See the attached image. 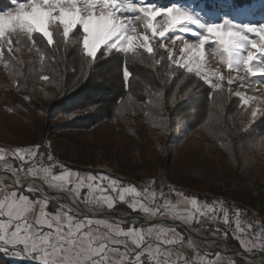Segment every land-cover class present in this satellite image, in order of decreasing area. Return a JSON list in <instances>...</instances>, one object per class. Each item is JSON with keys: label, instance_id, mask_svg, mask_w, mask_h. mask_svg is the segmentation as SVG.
<instances>
[{"label": "rangeland", "instance_id": "obj_1", "mask_svg": "<svg viewBox=\"0 0 264 264\" xmlns=\"http://www.w3.org/2000/svg\"><path fill=\"white\" fill-rule=\"evenodd\" d=\"M120 3L123 11H120L119 15L115 17L118 23L108 38L112 42L109 43L106 40L102 42L105 47L100 48L99 44L95 45V47L100 48L103 56L117 53L120 56L131 55L137 57L143 54L152 55L153 53L157 55V61H166L169 68L173 66L182 71L177 88L181 87L183 80H186L188 76H192L201 82L203 78V84L214 95V102L206 108L209 111L205 120L201 122V126H198L195 130H189V126L184 124L186 122H182L183 118L189 114L192 115L193 112V115H199L200 112H204L201 100L192 104L187 112L184 110V112L182 110L176 112L174 109V105L181 101L184 95L188 92H196V88L193 90L189 88L188 91H183V94L176 99L169 98L164 106H157L158 102L156 101L158 97L162 96V91L153 88V90L148 92L145 103L146 106L150 103L148 106L152 113L150 115H144L141 119L135 118L132 122L128 120L123 122H103L95 128L85 131H61L56 126L62 121L61 118H54L49 113H43L40 110L36 111V107L29 106L34 102L44 106V109H46L48 105L46 99L37 98L36 102L33 99H29V97L25 96V90L20 82L18 85L16 84L17 79L11 82L7 78L6 71L2 70L6 63L3 64L2 62L3 54L1 53V48L4 46L3 49L5 51L8 50L14 54H19L24 61L30 62L31 70L32 65H35V63L44 64L42 62L44 57L43 50L45 47L51 46L55 41H60L61 44L66 45L67 50L79 46L84 54L81 46L85 38L82 29H68L65 36V29L60 24L55 23L51 27L52 40L54 42L50 44L39 34L30 35L32 30L29 26L17 24L14 30H10V27L6 26L3 20L0 19V150H3L5 154V160L0 161V170L6 171V167L11 166L12 168L9 167L7 171H17L15 169L21 167L20 164L15 162L16 158L13 156L14 151L21 147H15L14 151H10L11 149L7 148L8 145L22 146L25 147L24 149L39 145V152L43 154V160L40 161L38 156L37 161L42 162L45 166L49 163L64 165L66 169L79 173L80 177L85 179L86 184L91 183L86 180V177L93 172L95 173L92 175L96 177L104 176L108 178L103 183V188L109 189L107 193L95 192L88 194L89 190L85 186L80 190V195L76 194L79 200L87 207L92 209H113L118 203L123 202L124 199L121 200L120 198L121 193L130 188H135L138 195L125 194L124 198L131 195L127 204L130 212L140 211L143 213L145 208H150L151 205L161 201L169 204L174 202L176 196L169 191L172 188L170 184L177 183L174 182L173 177L176 176V172H178L180 167L191 164L195 154L204 152L201 156V163L205 170L219 175L230 174L234 162H231L228 150L223 151L222 146L212 138L215 134L212 128L214 125L221 124L223 120V116L219 113V109H222V106H218L221 102L219 97H216L217 95L220 93L227 94L235 101L230 103L229 107L234 106L236 109L240 108L243 110V115H241L243 129L252 127L254 131H259L262 127L264 116H258L253 120L252 112L258 109L261 113H264V83L259 76L251 77L249 72L255 70L257 65L264 66V64H261L260 60H256V63L249 69L246 67L245 61L248 60L249 56L255 58V51H264V48L259 47L264 46V37L256 35L255 32L246 31V26L251 25L248 19L264 22V12L255 10L251 12L250 17H247L243 11L235 15L227 14L220 17V21L215 22L214 18L202 6L192 8L170 5L167 8H163L155 6L153 3H147L145 0H120ZM168 9L175 10L172 17L168 16L166 11ZM225 9L227 10L226 7ZM160 12H164V15L157 16L156 14ZM182 15L190 18L180 22H173L175 18ZM225 17H227L229 24L223 26L222 30L225 33L223 39L229 42L228 46L230 48L240 53V60L234 65L233 71L227 70L226 62L228 57L223 53L220 45L213 42L214 37H208L206 47L202 50L204 55L199 64L190 63L187 56L183 60L180 59L183 55L181 47L185 43L195 51L196 48L200 47V41L208 35L206 28H202L200 25H224ZM149 23L153 24L154 30L145 27ZM170 24V33L163 37L156 34L163 33ZM230 30L238 34L228 37L226 33ZM258 31L259 29L257 28L256 32ZM133 36L136 37L135 40L130 39ZM143 37H147V39H143ZM25 43L26 45H24ZM129 43L132 44V52L124 51ZM117 45L119 47H116ZM149 45L153 49L151 54L145 51V48ZM253 45L258 46L255 51L253 50ZM114 48L115 50H113ZM62 56L63 58L68 57L72 65L75 64V66L81 67V63H79V59L75 55L63 53ZM85 57L89 61H98L100 59H97L98 55L91 59L88 56ZM50 68L54 69V66L50 64L48 69ZM230 79L234 80V83L229 84L228 81ZM237 95L240 96V99H238ZM36 97L37 95H35ZM245 102L247 103L245 104ZM124 103L121 111L126 112L134 106L133 96L129 95ZM157 107L164 112L163 117H154V111ZM217 107L218 110L215 111L214 109ZM188 130L189 132H186ZM183 132L186 133L184 136L181 135ZM16 137L22 138V140L26 138L27 140L24 139V142L15 143L13 138ZM178 137L183 138L177 140ZM161 140H167L173 145L171 146V151L174 154L171 163H168L167 170L166 159L159 157L157 148ZM246 141V144L244 142L240 144V166L241 168H247L255 176L258 186L264 185V141L260 140L259 142L256 141V143L251 142V140ZM208 147L212 149L208 150ZM48 155L53 157L51 162L47 159ZM128 156H132L134 161L132 160L131 163H128ZM138 156L145 157V161L151 165V175L161 176L159 185L154 186V190L151 187L153 184L149 183H145L148 184L147 186L130 184L123 189H119L120 182L109 173L120 175L122 173L123 175L124 172L121 169L125 168V166H139L141 159L138 160ZM97 166L102 170L95 169ZM23 167L24 170L18 172L33 178L27 171L29 166L24 165ZM60 172L61 169L59 167L53 169L54 174L58 175ZM34 179L42 180L39 178ZM111 180L117 182L116 188L119 191L111 190ZM44 182L48 183L47 181ZM94 187H101L99 180H97ZM228 189L235 191L236 187L229 186ZM13 192L30 197L33 202L39 201V204L43 206L44 201H48V210L50 207L49 211H53L56 214L51 217L55 221L54 231L67 228L68 231L64 232V237H76V234L79 233V237L76 238L79 244H83L86 247L81 248V251L85 253L84 256H73L68 249H65L63 259H60L59 248H56L53 254L37 248L33 255L31 254L33 250L29 246L24 259L8 255L12 261L20 259L25 261L26 264H30L28 260L31 258L33 263L35 259H39L41 264H69V261H71V264H84V261H87L88 264H96L91 256L88 255V250L96 254L107 247L105 255L109 257V264H120L119 261H113L109 256L111 250H118L125 257L128 254L130 255L129 257H135L138 251L134 245L143 242L148 247L141 248L139 252L148 251L155 259L159 257L158 261H156L157 264H258L257 261L235 256L241 259V261H237L233 255L218 252L212 257H205L202 252L196 250L192 236L188 234V241L191 242V247L189 248L187 242L183 241V231L180 232L175 226L157 227L151 225L144 227L141 225L134 226L132 223L122 224L110 219L83 217L49 200L36 190L28 191V189L19 187H7L5 189L0 185V203L12 199L9 194ZM192 196L197 197L195 194H191ZM101 197L103 198L101 199ZM192 201L191 218L198 222V232L216 236L219 239L221 231H223L226 234L225 241H227V234L231 235L230 238L239 243L242 251L258 253L264 250V225L261 224L262 221L252 223L249 219L242 221L237 217L234 219L230 218V212L236 213V216L239 212L233 205H228L219 210H202L196 209ZM105 202H111L112 206H107ZM31 205L29 204V208L32 207ZM227 208L228 212H225ZM203 217H212L213 221H218V223L210 221L202 224L201 219ZM8 235L9 240H11V234ZM148 239H151L150 243ZM152 239L155 240V243L152 242ZM12 243L21 245L17 250L25 252L22 240L12 241ZM196 243L205 244L201 240H196ZM4 244L7 245L8 241H4ZM158 244L170 246L166 247L167 249H162ZM190 255H192L191 260L179 261V257L188 258ZM144 259L147 261L149 257H144ZM161 259L164 261H161Z\"/></svg>", "mask_w": 264, "mask_h": 264}, {"label": "trees", "instance_id": "obj_2", "mask_svg": "<svg viewBox=\"0 0 264 264\" xmlns=\"http://www.w3.org/2000/svg\"><path fill=\"white\" fill-rule=\"evenodd\" d=\"M145 1L163 8H167L170 5L192 8L202 6L214 18L215 22L220 21L219 18L227 14L235 15L243 11L247 17H250L251 12L255 10L264 12V0ZM9 6V0H0V9ZM248 20L251 25H264L263 21ZM3 48L4 46L1 48V53L3 54L2 62L3 64L6 63V66L2 70L6 71L7 78L11 82L17 79L16 84L18 85L20 82L25 90V96L29 97V99H33L35 102L37 98L46 99L48 101L46 109H44V106L34 102L29 106L36 107V111L40 110V112L49 113L54 118H61L62 121L56 126L64 132L90 130L103 122H123L126 120L132 122L135 118L141 119L144 115H150L152 114L148 108L150 103L147 106L145 103L148 92L153 90V88L162 91V96L156 100L158 102L157 106H164L169 98L176 99L183 94V91H188L189 88H192V90L196 88V92H188L181 101H176L177 103L175 102L176 104L174 105L176 112L180 110L187 112L196 101L201 100L203 103L202 110L204 112H200L199 115H193V112L192 115L189 114L183 118L182 122H186L184 124L189 126V130H195L198 126H201V122L205 120L209 111L206 108L214 102L213 93L209 92L203 82L192 76H188L186 80H183L181 87L186 85L185 87L177 88L182 71L173 66L169 68L166 61H157V55L153 53L152 55L143 54L137 57L131 55L120 56L117 53L103 56L101 51L97 57V59L100 58L98 61H89L79 46L67 50L66 45L61 44L60 41H55L51 46H47L43 50L45 58L43 57L42 62L44 64L35 63L30 70V62L27 63L19 54H14L8 50L5 51ZM63 53L75 55L79 59L81 67L75 66V64L72 65L68 57L63 58ZM50 64L54 66L55 70L48 69ZM125 70L129 73L127 78L124 76ZM260 79L264 83V78L260 77ZM35 95H37L36 98ZM129 95L134 98V106H130L129 110L123 112L121 107L124 106V101L126 102V98ZM216 97H219L221 102L218 106H222V109H219V113L223 116V120L221 124L214 125L212 128V131L217 135L214 134L212 138L222 146L223 151L228 150L230 160L234 162L230 174L219 175L205 170L201 163V156L204 152H200L202 154L193 155L194 158L190 165L186 164L184 167H178L179 170L176 172V176L173 177L174 182L177 183L170 184V186L185 188L197 193L222 195L231 201L244 204L264 216V185L258 186L255 176L247 168H241V160L239 158L240 144L242 142L246 144V140H251L253 143L260 140L264 141V121H262V127L259 131H254L252 127L243 129V123L241 122L243 110L240 108L236 109L234 106L229 107V104L235 101L225 93H220ZM214 110H218V107ZM163 114L164 112L158 107L154 111V117H163ZM189 130L186 132H189ZM185 134L184 132L181 133L182 136ZM182 138L178 137L177 140ZM23 140L22 138H13L15 143ZM171 146L173 145L167 140H161L157 145L159 157L166 159V170L174 154L171 151ZM15 147L25 148L22 146H7V148L11 149L10 151H14ZM211 149L208 147V150ZM140 159L141 162L139 163L141 164L139 166H125V168H122L123 176L143 183L153 184L154 186L159 185L161 176L151 175V165L145 161V157L138 156V160ZM132 160L134 161L131 156L127 159V162L131 163ZM15 162L21 165L18 159H15ZM229 186H235L236 190L230 191L228 189ZM197 198L199 199L200 197ZM110 210L127 212L124 204H118ZM261 224L264 225V221ZM230 236L227 234V247L242 251L238 242L232 240ZM257 254L264 257V250ZM234 258L237 261H241L235 256ZM10 259L9 256L0 252V264H26L25 261L20 259H15L14 261Z\"/></svg>", "mask_w": 264, "mask_h": 264}, {"label": "snow or ice", "instance_id": "obj_3", "mask_svg": "<svg viewBox=\"0 0 264 264\" xmlns=\"http://www.w3.org/2000/svg\"><path fill=\"white\" fill-rule=\"evenodd\" d=\"M9 7L0 9V19L3 20L6 26L10 27V30H14L17 24L27 25L31 28L30 35L39 34L45 38L50 44L52 40L51 27L53 24L58 23L65 29V36L67 30L82 29L84 39L82 41V48L84 55L90 59L94 58L100 53V48L105 47L103 41H108L111 36L113 28L118 23L115 19L123 11L120 0H9ZM169 17L173 16L174 9L166 10ZM164 15V12L156 14ZM188 16H179L175 18L173 22H180L187 20ZM229 21L227 17L224 19V25H200L202 28H206L207 36L200 41V47L193 51V48L185 43L181 47V53L183 54L180 59L183 60L185 56L192 64H199L203 57V49L206 47L208 37H214V43H218L223 49V53L228 57L227 70L233 71L234 65L240 60V53L234 51L228 46L229 42L224 40L225 33L223 32V26L228 25ZM149 29H153V24L149 23L145 25ZM259 29L256 32V29ZM135 31V29H133ZM171 31V24L165 28L163 33H156L158 36L163 37ZM246 31L255 32L256 35L264 37V25H248ZM238 33L235 31H228L226 35L228 37L236 36ZM115 39V37H113ZM135 40L136 37L130 38ZM147 39V37H143ZM99 44L100 48H96L95 45ZM116 47H119L118 45ZM257 45H253V50L257 48ZM264 48V46H259ZM115 50V48L113 49ZM126 52H132V44L129 43L124 49ZM145 51L151 53L153 49L149 45L145 48ZM256 60H260L261 64H264V51H255V58L248 57L245 61L246 67L252 68V65L256 63ZM190 70V69H189ZM129 73L124 71V76L127 78ZM251 77L259 76L264 78V66L257 65L255 70L249 72ZM221 78H223L221 76ZM203 82V78H202ZM229 84L234 83V80H229ZM211 89V88H210ZM238 99L240 96L237 95ZM247 102H245L246 104ZM244 105V104H242ZM258 116H264L260 110L256 109L252 112V118L255 120ZM14 158L21 162V167L15 169L17 171H23L24 165H28V173L33 178H39L47 181V187L58 189L60 191H70L77 195L81 194V189L85 186L88 188V194L107 193L108 188H103V183L107 180V177H96L92 174L87 175L86 180L91 183L86 184L85 179L80 177L79 173L66 169L64 165H58L56 163H49L45 166L42 162L37 161V157H40V161L43 160V154L39 152V145L33 148L21 149L18 148L13 153ZM48 161L51 162L53 157L48 155ZM5 160V154L3 150H0V161ZM11 166L6 167L7 169ZM59 167L61 169L60 174H54L53 169ZM12 168V167H11ZM75 178V179H73ZM97 180H99L101 187H94ZM117 182L115 180L110 181L112 191H119L116 188ZM32 191V189H28ZM125 194H136L135 188H130L124 193L120 194L121 200L124 199ZM12 199L7 200L4 203H0V252L5 255H11L14 258L24 259L27 253V249L30 246L33 250L31 254L37 248L44 249L45 252L53 254L56 248H59L61 257L65 254V249H68L69 253L73 256H84L85 253L81 251V248L86 247L83 244H79L76 237H79V233L76 237L68 236L64 237V232H67V228H62L59 231H54L55 221L51 218L56 214L53 211L48 210V201H44V206L39 207V201L33 202L30 197L22 196L20 193H10ZM103 197H101L102 199ZM99 202V201H98ZM196 204L195 199L192 201ZM29 204L32 207L29 208ZM107 206H112L111 202H105ZM29 217H32L29 220ZM11 234V240L9 235ZM146 239V238H145ZM25 248V252L17 250L21 245L12 243V241H21ZM4 241H8L5 245ZM79 245V246H78ZM138 254L135 257H127V261L121 260L120 264H157L155 257L151 256L148 251L139 252L141 248H147L146 243L135 244ZM107 247L103 251H99L93 254L91 250H88V255L96 264H109V257L105 255ZM144 257H149L145 261ZM34 264H41L39 259L34 260ZM71 264V261H69ZM84 264H88L84 261Z\"/></svg>", "mask_w": 264, "mask_h": 264}, {"label": "bare ground", "instance_id": "obj_4", "mask_svg": "<svg viewBox=\"0 0 264 264\" xmlns=\"http://www.w3.org/2000/svg\"><path fill=\"white\" fill-rule=\"evenodd\" d=\"M46 182L42 180H37L34 178H30L26 175L19 173L18 171H3L0 170V185L5 189L7 187H19L24 189H32L40 192L44 197L49 200L55 201L59 205L68 208L73 213H76L83 217H89L94 219H116L118 221H130L135 222L136 220L130 215L126 213L122 214H113L104 209L91 210L83 205V203L79 200L77 195L74 192L70 191H60L58 189H54L46 186ZM154 217H145V225L147 223L154 221ZM158 224H163V221L156 219ZM192 233V237L195 239H199L205 242L211 249L221 254H228L229 248L222 244V241L216 237H209L203 232H198L197 230L190 229ZM251 256V255H249ZM258 264H264V259L258 258Z\"/></svg>", "mask_w": 264, "mask_h": 264}, {"label": "crops", "instance_id": "obj_5", "mask_svg": "<svg viewBox=\"0 0 264 264\" xmlns=\"http://www.w3.org/2000/svg\"><path fill=\"white\" fill-rule=\"evenodd\" d=\"M131 195L127 196L124 198L123 202L121 203H118V204H124L126 209H127V212H120V213H126V214H130V215H139V216H144V217H158L160 216L161 214H166L170 219L180 223V224H184L186 226H188L189 228L191 229H194V230H197L199 227H197L198 225V222L195 221V219L193 220L191 218V201L192 199H195L196 201V204H195V208H199V209H207L205 208L202 203L200 202V199H198L197 197L195 196H192L191 197V194H185V193H180L178 194L175 199H174V202H171L170 204L169 203H166V202H163L161 201L160 203H157V204H153L150 206V208H145L144 212H140V211H136V212H130L128 210V207H127V204L130 200V197ZM154 199V198H153ZM117 204V205H118ZM84 206H86L85 204H83ZM32 206V205H31ZM39 207H43L42 204H39L38 205ZM170 206V207H169ZM87 207V206H86ZM89 208V207H87ZM169 211H168V209ZM91 210H97V209H100V208H97V209H92V208H89ZM103 209V208H102ZM223 209V208H222ZM106 210V209H104ZM112 211L110 209H107V211ZM208 210V209H207ZM209 210H212V209H209ZM228 208L225 210V212H228L227 211ZM118 212V211H116ZM212 218V217H211ZM210 217H203L201 219V222L202 224H206L207 222H214V223H218V221H213V218L211 219ZM32 217H29V220H31ZM106 220V219H104ZM110 220H113V221H116V222H119V223H122V224H128V223H132L134 224V226H144V227H147V226H151V225H144V224H137V223H134V222H130V221H125V222H122V221H117V220H114V219H110ZM215 220V219H214ZM188 222V223H187ZM153 226H157V227H161V226H172V225H168V224H155ZM180 232L183 231L179 228H177ZM182 234L184 235L183 236V241L185 240L187 242V244L189 245V248L191 247V242L188 241V233H186L185 231L182 232ZM147 240V239H146ZM149 240V243L151 242V239H148ZM155 240L152 239V242H154ZM239 244V243H238ZM162 249L163 248H168V246L170 245H163V244H158ZM163 246V247H162ZM156 249V247H154ZM166 248V249H167ZM109 256L111 257V259L113 261H120L121 260H125L127 261V257H129L130 255L128 254L127 257H125L120 251L118 250H111ZM192 258V255H190L188 258H181L179 257V261H187V260H191ZM159 257H157L156 261H158ZM163 259H161L162 261ZM164 261V260H163Z\"/></svg>", "mask_w": 264, "mask_h": 264}, {"label": "built area", "instance_id": "obj_6", "mask_svg": "<svg viewBox=\"0 0 264 264\" xmlns=\"http://www.w3.org/2000/svg\"><path fill=\"white\" fill-rule=\"evenodd\" d=\"M95 169L102 170L99 166L95 167ZM109 174L112 175V176H115L118 179V181L121 184L119 189H123L127 185H130V184L142 185V186H147L148 185V184H145L143 182L137 181V180L132 179V178H128V177L120 175V174H114V173H111V172ZM151 187H152V190H154L153 189L154 185H152ZM143 188H145V187H143ZM169 191L173 192L175 196H177L180 193L195 194L197 197H200L202 205L205 208H207V209L219 210V209L225 208L229 204H231V205L235 206L237 208V210L239 211L237 216H236V213L230 212L229 216H230V218H233V219L235 217H237L238 219H240L242 221H245L246 219H249L250 222H252V223H257V222L264 221V217L262 215H260L257 211H255V210H253V209H251V208H249V207H247V206H245V205H243L241 203H237V202L231 201V200L225 198L222 195L211 194V193H199V194H197V193H194L191 190H188V189H185V188H181V187H177V186H173ZM155 218H157V219H163V218L170 219L166 214H161L160 216L155 217ZM189 229H191V228H189ZM207 236L212 237V238L216 237V236H211V235H207ZM225 236H226L225 232L221 231V237L219 239H221L222 244L227 247V241H225ZM196 240H199V239L193 238V244H194L196 250L202 252L203 256L212 257V256L215 255L216 251L211 249L205 242H204L205 243L204 245H200V244L196 243ZM28 261L30 262V264H34L32 262L31 258Z\"/></svg>", "mask_w": 264, "mask_h": 264}, {"label": "water", "instance_id": "obj_7", "mask_svg": "<svg viewBox=\"0 0 264 264\" xmlns=\"http://www.w3.org/2000/svg\"><path fill=\"white\" fill-rule=\"evenodd\" d=\"M108 212H111L113 214H122V213L116 212V211H108ZM131 216L136 220L134 223L144 224V225L146 224L145 221H144V218H145L144 216H139V215H131ZM156 219L157 218H155L154 221L147 223V225L158 224ZM114 220H116V219H114ZM159 220L163 221V224H168V225L175 226V227L185 231L186 233L192 235V233L190 232V229L184 224H180V223H178V222H176L174 220L166 219V218L159 219ZM228 254L233 255V256H237V257H240V258H243V259H250L252 261H257L258 258L264 259V257H262L261 255H259L257 253L247 252V251H240V250H237V249H229V253ZM249 255H251V256H249Z\"/></svg>", "mask_w": 264, "mask_h": 264}]
</instances>
